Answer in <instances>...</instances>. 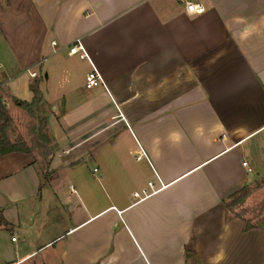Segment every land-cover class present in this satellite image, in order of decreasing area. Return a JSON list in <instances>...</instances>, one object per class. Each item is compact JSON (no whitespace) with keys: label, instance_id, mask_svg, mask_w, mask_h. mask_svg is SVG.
Instances as JSON below:
<instances>
[{"label":"crops","instance_id":"crops-1","mask_svg":"<svg viewBox=\"0 0 264 264\" xmlns=\"http://www.w3.org/2000/svg\"><path fill=\"white\" fill-rule=\"evenodd\" d=\"M191 1L0 0V264H264V0Z\"/></svg>","mask_w":264,"mask_h":264},{"label":"rangeland","instance_id":"rangeland-1","mask_svg":"<svg viewBox=\"0 0 264 264\" xmlns=\"http://www.w3.org/2000/svg\"><path fill=\"white\" fill-rule=\"evenodd\" d=\"M258 185L238 194L236 202H230L233 203L230 207L232 213L252 218L258 215L256 219L253 218V223L264 218V180Z\"/></svg>","mask_w":264,"mask_h":264},{"label":"built area","instance_id":"built-area-1","mask_svg":"<svg viewBox=\"0 0 264 264\" xmlns=\"http://www.w3.org/2000/svg\"><path fill=\"white\" fill-rule=\"evenodd\" d=\"M180 2H183L184 5H185V10L188 14H199V13H202L204 12L205 10V6L203 3L201 2H193L191 0H179ZM56 42L55 41H52V45H55ZM77 50H83V45L80 41V39H76L73 43V45L70 47V52L71 53H74L75 51ZM31 76H36L37 73L35 71H31ZM102 78H101V75L99 74V72L93 68L91 71H89L86 75V79H85V87L87 89L93 87L97 81H101ZM142 155H144V152L142 151L141 155H139L137 158H140ZM244 166H246V162L244 161L242 163ZM248 171H251V168L248 167L247 168ZM148 187H149V190L151 191V193H154L158 190H160L162 188V185L160 187H155L154 186V183L153 181H148ZM146 191H144V196H146ZM136 196H140L139 193H136ZM12 240H16V237L13 236L12 237Z\"/></svg>","mask_w":264,"mask_h":264},{"label":"trees","instance_id":"trees-1","mask_svg":"<svg viewBox=\"0 0 264 264\" xmlns=\"http://www.w3.org/2000/svg\"><path fill=\"white\" fill-rule=\"evenodd\" d=\"M7 120L8 117H7L6 109L0 101V152L1 153L12 151L15 148L14 146L8 145V141L4 134V126Z\"/></svg>","mask_w":264,"mask_h":264}]
</instances>
